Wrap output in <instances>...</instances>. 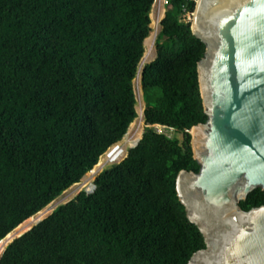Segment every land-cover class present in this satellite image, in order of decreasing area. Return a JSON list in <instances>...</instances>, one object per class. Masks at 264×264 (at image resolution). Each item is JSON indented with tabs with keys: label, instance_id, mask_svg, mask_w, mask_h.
Masks as SVG:
<instances>
[{
	"label": "trees",
	"instance_id": "trees-1",
	"mask_svg": "<svg viewBox=\"0 0 264 264\" xmlns=\"http://www.w3.org/2000/svg\"><path fill=\"white\" fill-rule=\"evenodd\" d=\"M156 0H0V240L81 182L138 117ZM197 0H166L141 72L145 128L127 156L4 249L0 264H188L206 247L176 179L206 122ZM156 124L183 133L159 131ZM138 140V139H137ZM135 143V141L133 142ZM264 204L254 189L243 209Z\"/></svg>",
	"mask_w": 264,
	"mask_h": 264
},
{
	"label": "water",
	"instance_id": "water-1",
	"mask_svg": "<svg viewBox=\"0 0 264 264\" xmlns=\"http://www.w3.org/2000/svg\"><path fill=\"white\" fill-rule=\"evenodd\" d=\"M192 30L206 44L208 118L190 129L200 168L182 169L176 188L206 247L188 264H264V204L240 206L264 190V0H197Z\"/></svg>",
	"mask_w": 264,
	"mask_h": 264
},
{
	"label": "rangeland",
	"instance_id": "rangeland-1",
	"mask_svg": "<svg viewBox=\"0 0 264 264\" xmlns=\"http://www.w3.org/2000/svg\"><path fill=\"white\" fill-rule=\"evenodd\" d=\"M157 2L158 3H156L155 13L153 15L154 16V20H152V23H151L152 31L150 32V35H149V36H153V34H155L154 35L155 36L154 37L155 48H156L157 35H158V33H159L160 29H161V21H159V18L164 16V12H165V9H166L165 8V0L164 1L163 0H158ZM190 19H191V21L193 20V15H191ZM153 23H154V25H153ZM146 49H147V47H146ZM155 57H156V53H155L154 58ZM154 58H152L151 61ZM135 89H136V95H137V99H138V102H137V109H138V113H139V115L137 117L138 119L136 118L134 120V124L130 126V128H129L127 134L125 135V137L121 141H119V143L124 144V145H127L128 148L132 146L130 143L133 142V139L134 138H137L139 135H140L139 139L142 137V134H143V131H144V128H145L144 109H145V106H146L145 105L146 101L144 99L143 88H142V84H141V68L139 70L138 76L135 79ZM140 110L143 113V117L140 114ZM159 129H161V131L167 133L170 136H176L179 139H183V133H181V132H177V131H175V130H173L171 128H168L166 126H161V127L159 126L158 127V130ZM100 161H103L104 164L101 167H98V170L96 172H94V173H87L83 177V179L81 180V182L78 185H76L75 187H73L71 189H68L67 191H65L64 193H62L60 196H58L56 200L53 201V205H51L52 210L56 206H58V205H60L62 203H65V202L69 201L70 199H72L81 190H86L88 192H91L92 188L89 189L87 186H85V183L88 184V183H93L94 182L96 176L106 167L105 164L107 162V156L104 154L101 157ZM40 221H38V222H40ZM30 229H28V230H30Z\"/></svg>",
	"mask_w": 264,
	"mask_h": 264
},
{
	"label": "bare ground",
	"instance_id": "bare-ground-1",
	"mask_svg": "<svg viewBox=\"0 0 264 264\" xmlns=\"http://www.w3.org/2000/svg\"><path fill=\"white\" fill-rule=\"evenodd\" d=\"M153 25H154V23H153ZM154 35L155 34H153V36L147 37L145 40V45H146L147 49H146V53L144 54V57L142 58V61L140 63L141 72H142L144 65L147 62L151 61V59L154 58V56H155L156 48H155V42H154V37H155ZM140 114L143 117V113L141 110H140ZM133 124H134V122H133ZM192 133H193V129H192ZM139 137H140V135L136 138V140L139 139ZM114 152L116 153V155H119L121 153V151H119V150H116ZM103 164H104L103 161L98 162V164L94 167V169H92L89 173L96 172L98 170V167H101ZM79 183L74 184L72 187H70V189L75 187ZM85 186H87L89 189H91V188H93L94 185H93V183H88V184L85 183ZM51 205H53V202H51L49 205H47L45 208H43L42 210H40L39 212H37L33 216L26 219L24 222H22L20 225H18L16 228H14L5 238L1 239L0 240V256L2 255L7 244H9L15 237L21 235L22 233H24L28 229L32 228L38 221H40L41 219H44L47 215H49L52 212Z\"/></svg>",
	"mask_w": 264,
	"mask_h": 264
},
{
	"label": "built area",
	"instance_id": "built-area-1",
	"mask_svg": "<svg viewBox=\"0 0 264 264\" xmlns=\"http://www.w3.org/2000/svg\"><path fill=\"white\" fill-rule=\"evenodd\" d=\"M158 0L155 1L154 3V6H153V10H152V13H151V17H152V20H154V13H155V8H156V3H157ZM166 1V0H165ZM165 13V12H164ZM163 17H160L159 18V21L162 20ZM157 127H161L163 125H160V124H156ZM171 129H173L171 127ZM159 131H161V129H159ZM139 140V139H138ZM138 140H136V138L133 139V142L135 141V143H130L132 146L131 147H134L136 145V143L138 142ZM130 148V147H129ZM128 146L127 145H124V144H121L119 142H117L116 144H114L113 146H111L108 151L105 153V155L107 156V162L105 164V166H109V165H112V164H115V163H118L120 162L121 160H123L126 156H127V153H128ZM116 150H119L121 151V153L119 155H116V153L114 151ZM94 185V183H93ZM94 190V186L92 188L91 191Z\"/></svg>",
	"mask_w": 264,
	"mask_h": 264
}]
</instances>
